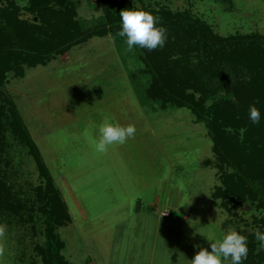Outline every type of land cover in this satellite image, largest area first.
<instances>
[{
  "label": "rangeland",
  "instance_id": "rangeland-1",
  "mask_svg": "<svg viewBox=\"0 0 264 264\" xmlns=\"http://www.w3.org/2000/svg\"><path fill=\"white\" fill-rule=\"evenodd\" d=\"M13 1L18 18L31 25L39 24L41 8L72 3L81 29L90 32L104 25L102 8L111 1L112 11L132 6L186 14L219 37L264 36V0ZM166 45L172 54L159 60L167 51L158 47L150 51V60L161 64L164 58L183 57L191 68L198 67L202 52L195 42L171 40ZM146 55L138 46L130 51L125 42L117 44L110 34L93 36L45 66L23 65L22 76L5 75L2 93L13 102L52 188L68 209L70 223L56 230L64 243L61 254L71 264L137 259L140 264H189L201 248L211 251L214 241L203 235L220 238L231 229L251 237L255 252L264 250L255 236L257 230L263 233V211L250 201L237 205L215 196L224 189L223 173L232 170L214 152L209 124L197 121L186 108L146 98L151 84L141 61L143 56L149 61ZM217 96L211 94L206 105ZM106 115L122 126L134 125L136 132L101 154L92 141ZM4 133L0 179L22 211L0 209V264H42L37 249L46 245L40 212L46 203L37 189L43 190L48 180L17 136Z\"/></svg>",
  "mask_w": 264,
  "mask_h": 264
},
{
  "label": "trees",
  "instance_id": "trees-1",
  "mask_svg": "<svg viewBox=\"0 0 264 264\" xmlns=\"http://www.w3.org/2000/svg\"><path fill=\"white\" fill-rule=\"evenodd\" d=\"M3 1L4 5L0 6V142L4 140L5 131L14 133L20 144L28 148L48 180L43 190L37 189L38 196L46 203V208H40L41 215L45 217L46 245L37 249L42 256V264H70L61 254L64 243L56 231L70 222L69 214L59 193L51 186L35 143L1 87L6 84L7 72L22 76L23 65L28 68L45 66L51 58L86 43L93 36L102 38L110 34L117 44L124 42L116 35L120 29V9L112 11L111 1L109 7L103 5L104 25L86 32L76 19L72 3L60 9L41 8L39 24L31 25L18 18L19 8L13 0ZM126 8L134 7L123 6L122 10ZM141 9L159 18V26L167 30L166 43L173 40L177 44L190 39L195 42L196 50L202 52L197 59L198 67L191 68L183 62V57L164 58L161 64L160 61H151V52L141 48L149 60L141 57L145 73L151 75L146 98L160 102L164 107L186 108L197 121L209 124L214 138L213 150L221 165L232 170L231 173H223L224 189H217L216 198L229 197L230 203L237 205L250 201L264 214V36L219 37L208 25L193 22L186 14H173L165 8ZM166 43L162 51L167 52L160 55L159 60L172 54ZM133 79L131 75V81ZM223 79L224 84L221 83ZM211 94L220 97L217 96L218 100L207 106ZM253 104L261 113L259 124H253L249 119V106ZM17 199L15 194H10L5 181L0 179V209H9L12 214L21 213L22 205ZM259 221L264 228V215ZM248 239V255L243 264H264V250L255 252L256 243L251 237Z\"/></svg>",
  "mask_w": 264,
  "mask_h": 264
},
{
  "label": "clouds",
  "instance_id": "clouds-1",
  "mask_svg": "<svg viewBox=\"0 0 264 264\" xmlns=\"http://www.w3.org/2000/svg\"><path fill=\"white\" fill-rule=\"evenodd\" d=\"M120 29L116 33L124 39L128 50L134 47L145 48L149 51L158 47H164L167 40V30L159 26V18L150 12L136 8H126L119 13ZM249 119L253 124H259L261 113L255 104L249 106ZM136 128L129 124L122 126L113 121L110 115L104 117L102 124L98 126V137L92 141L93 148L97 153H106L109 146L114 144L123 145L134 137ZM203 235V234H202ZM211 243V251L201 248L189 264H243L247 259V237L235 229L229 230L220 238L215 235H203ZM260 247L264 248V233L259 230L255 233ZM199 247V245H194Z\"/></svg>",
  "mask_w": 264,
  "mask_h": 264
},
{
  "label": "crops",
  "instance_id": "crops-1",
  "mask_svg": "<svg viewBox=\"0 0 264 264\" xmlns=\"http://www.w3.org/2000/svg\"><path fill=\"white\" fill-rule=\"evenodd\" d=\"M68 210V209H67ZM78 210H79V212H80V214H82V216H84L83 215V213H81V211H80V208H78ZM163 213H165V212H161V216L162 217H165V218H167L169 215H164ZM163 214V215H162ZM70 217V216H69ZM70 223V222H69ZM63 242V241H62ZM138 260V259H137ZM137 260H135V261H133V263H131L129 260H127L128 261V264H140V262L139 261H137ZM69 262V261H68ZM135 262V263H134ZM70 263V262H69ZM71 264V263H70ZM150 264H152L151 262H150Z\"/></svg>",
  "mask_w": 264,
  "mask_h": 264
}]
</instances>
